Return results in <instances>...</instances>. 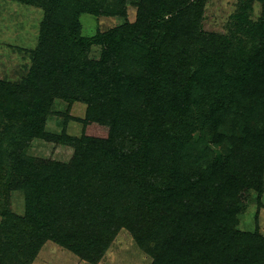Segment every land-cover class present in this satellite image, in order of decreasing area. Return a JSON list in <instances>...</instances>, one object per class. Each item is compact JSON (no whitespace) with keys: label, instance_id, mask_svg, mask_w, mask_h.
I'll list each match as a JSON object with an SVG mask.
<instances>
[{"label":"trees","instance_id":"obj_1","mask_svg":"<svg viewBox=\"0 0 264 264\" xmlns=\"http://www.w3.org/2000/svg\"><path fill=\"white\" fill-rule=\"evenodd\" d=\"M21 1L45 11L42 44L47 41L55 12L72 1H76L79 11L107 13L94 0ZM204 2L143 0L144 7L135 24L98 33L92 39H74L77 51L68 57L67 72L74 63H82L90 47H103L100 60L85 59L83 72L77 67L72 71L73 78L81 83L90 114L82 138L66 137L76 150L71 164L54 162L27 171L21 188L28 211L37 213L35 218H85L93 211L99 217L87 235L91 240L95 238V247H107L114 230L127 228L140 246L153 244V250L147 251L154 257L153 264L264 261V237L237 228L249 191L260 196L264 192V9L259 19L251 21L248 12L252 0H247V9L235 15L243 25L235 22L233 34L249 33L248 38L235 36V48L229 37L219 38L221 45L228 46L225 55L204 58L210 45L205 41L208 44L200 47L196 42L197 17L189 25L190 10L197 5L196 16L201 17L199 5ZM158 31L165 33L162 45L147 39ZM177 33L185 35L189 42L181 41ZM189 35H194L193 39ZM189 56L196 58L191 60ZM194 63L198 69L188 78L187 70ZM220 64L227 70H218ZM213 82L220 91L228 92L230 100L224 113L218 110L207 116L214 127L213 143L229 140L230 147L225 156L195 175L193 170L187 173L186 161H176L177 139L166 131L171 121L187 117L186 87L190 89L194 84L197 93ZM122 95H127L126 105ZM39 100L37 95L32 97V116L38 114ZM95 109L104 115L98 121L107 129L106 137L89 135ZM229 110L236 114L230 137L229 130L219 126L221 120L230 118ZM215 115L219 116L216 124ZM183 123H188L187 119ZM44 132L39 128L33 134L41 136ZM125 202L127 206H123ZM49 232L48 236L51 229ZM75 232L73 229L67 233L64 244L80 252L74 245L78 238ZM252 241L256 246L250 245ZM13 245H20L16 238Z\"/></svg>","mask_w":264,"mask_h":264},{"label":"rangeland","instance_id":"obj_2","mask_svg":"<svg viewBox=\"0 0 264 264\" xmlns=\"http://www.w3.org/2000/svg\"><path fill=\"white\" fill-rule=\"evenodd\" d=\"M246 1L205 0L204 4L199 5L201 17L196 16L197 5L190 10L189 25L197 17L195 22L199 40L196 42L200 47L210 45L204 58L225 55L228 46L221 45L220 39L229 37L234 43L231 46L235 48V36L248 38L249 33L233 34L235 22L243 25V21L235 19V15L247 9ZM75 2L55 12L47 41L42 44L44 9L21 0H0V83L9 88L6 91L0 85V264H153L154 257L147 252L153 250V244L147 248L140 246L127 228L114 230L116 232L110 234L113 237L107 247H95V238L91 240L87 235L90 225L99 217L93 211L90 212L91 216L85 218L37 219V213L29 212L26 207V194L21 188L25 176L35 170L34 167L43 164H71L76 150L66 141V137L82 138L85 120L90 114L89 104L82 96L81 83L73 78L72 71L77 67L78 71L83 72L85 59L100 60L103 47H90L82 63H74L67 72L65 65L68 57L77 51L78 45L74 39L78 36L92 39L98 33L135 24L140 9L144 7L143 0H94L107 12L96 14L90 10L79 11ZM251 7L248 15L251 21H256L263 14L264 0H252ZM171 34L176 38L174 32ZM177 34L181 41L189 42L185 35ZM151 37L147 38L149 42L162 45L165 41L162 31L152 33ZM193 37L189 35L188 38ZM189 57L191 60L196 58ZM197 69L195 63L189 67L188 78ZM217 69L221 72L227 70L223 64ZM202 88L201 92L195 93L194 84L190 89L186 87L184 95L188 94L189 98L184 103L187 105L185 120L188 123H183L185 120L171 121L166 131L177 139L174 152L179 157L176 161H186L184 166L187 173L193 170L195 175L225 156L230 147L227 145L228 137V141L213 143L214 127L207 117L218 110L224 113L230 107L228 92L220 91L215 82ZM36 95L41 106L36 108L38 114L32 116V97ZM122 96V103L126 105L127 95ZM98 109L92 112L94 123L88 126L89 135L95 138L106 137L108 133L99 124L98 120L104 115ZM228 112L230 118L221 120L219 126L225 131L229 130L230 137L236 114L233 110ZM217 117L215 115V119ZM213 123L216 124L217 119ZM39 128L45 131L44 134L34 135V130L38 133ZM122 204L127 206L128 202ZM237 228L264 237V192L260 196L254 190L249 191L248 201L238 215ZM73 229L78 235L74 245L79 246L80 252L64 244L67 233L73 232ZM14 238L20 243L17 248L13 245ZM250 245L256 246V243L252 241ZM259 264H264V261Z\"/></svg>","mask_w":264,"mask_h":264}]
</instances>
